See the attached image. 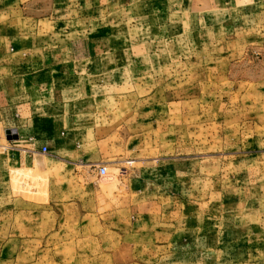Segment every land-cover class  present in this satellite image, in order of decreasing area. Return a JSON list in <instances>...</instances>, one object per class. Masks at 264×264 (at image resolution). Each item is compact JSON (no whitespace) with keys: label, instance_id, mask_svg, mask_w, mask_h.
Masks as SVG:
<instances>
[{"label":"rangeland","instance_id":"obj_1","mask_svg":"<svg viewBox=\"0 0 264 264\" xmlns=\"http://www.w3.org/2000/svg\"><path fill=\"white\" fill-rule=\"evenodd\" d=\"M11 57L74 59L115 133L6 169L0 126V264H264V0H0Z\"/></svg>","mask_w":264,"mask_h":264},{"label":"crops","instance_id":"obj_2","mask_svg":"<svg viewBox=\"0 0 264 264\" xmlns=\"http://www.w3.org/2000/svg\"><path fill=\"white\" fill-rule=\"evenodd\" d=\"M73 60L11 57L7 61L3 69L8 73L2 75L0 83V126L11 130L18 138L5 135L8 146L17 147V153L2 156L1 165L6 169L9 160L11 163L24 159L33 161L42 154L43 146L56 152L57 161L87 163L102 161L105 149L111 148L110 144L105 146V141L115 132L107 134L105 127L95 121L100 110L98 92L82 88L80 69L72 72L66 68ZM25 65L41 67H33L30 72ZM119 136L121 139L122 135ZM121 143L125 144L123 141L118 144ZM125 172L130 177V170ZM109 178L104 179L105 183L115 180L109 181ZM125 226L127 228L121 229L120 225V230L129 231V226ZM115 232L123 235L121 231Z\"/></svg>","mask_w":264,"mask_h":264},{"label":"built area","instance_id":"obj_3","mask_svg":"<svg viewBox=\"0 0 264 264\" xmlns=\"http://www.w3.org/2000/svg\"><path fill=\"white\" fill-rule=\"evenodd\" d=\"M42 150L44 152H47L48 151V147L47 146H43L42 147ZM108 173H109V170H108V166L107 165H104V164H100L99 167H98V174L101 178H105L108 176Z\"/></svg>","mask_w":264,"mask_h":264},{"label":"water","instance_id":"obj_4","mask_svg":"<svg viewBox=\"0 0 264 264\" xmlns=\"http://www.w3.org/2000/svg\"><path fill=\"white\" fill-rule=\"evenodd\" d=\"M6 133L12 135L10 138H13V139H17L18 138V136L16 134L13 135L14 132H12L11 130H6Z\"/></svg>","mask_w":264,"mask_h":264}]
</instances>
